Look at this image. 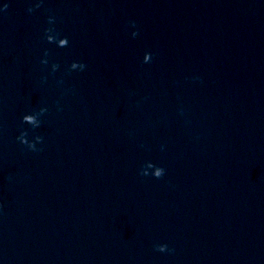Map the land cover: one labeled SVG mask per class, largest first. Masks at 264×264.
Masks as SVG:
<instances>
[{"label": "water", "instance_id": "95a60500", "mask_svg": "<svg viewBox=\"0 0 264 264\" xmlns=\"http://www.w3.org/2000/svg\"><path fill=\"white\" fill-rule=\"evenodd\" d=\"M5 2L0 264H264V0ZM40 107L32 153L15 136Z\"/></svg>", "mask_w": 264, "mask_h": 264}, {"label": "clouds", "instance_id": "9594fccd", "mask_svg": "<svg viewBox=\"0 0 264 264\" xmlns=\"http://www.w3.org/2000/svg\"><path fill=\"white\" fill-rule=\"evenodd\" d=\"M43 0H37V2L27 8V11L31 13L34 8H40ZM9 7L8 3L5 2V0H0V13L4 12ZM56 19L53 15H48L46 17V23L48 27H45L43 29V36L42 39L47 44H54L57 48H65L69 45V39L67 36L61 35L59 31H57L53 25L55 24ZM128 27L132 29L130 32V36L132 38H135L138 35V31L136 29V22L135 21H129ZM49 53L48 50L45 49L43 51V55L39 60V64L41 66H48L49 67V75L55 73L59 65L55 62H52L49 64V60L47 59ZM154 54L149 51H145L143 53L142 59L140 60L141 64H149L152 62ZM86 68V64L82 61H72L67 65V68L65 69L64 74L69 75L72 72H83ZM191 79L193 81H199L200 77L198 75L192 76ZM47 80V77L44 75H41L39 77V84L43 85ZM57 86H63L64 81L63 79H57L55 81ZM63 93L72 94L71 88H65L63 89ZM146 99V97H145ZM56 111H61V107L59 104V101H56ZM48 111L47 107H40L38 110H32L30 112H27L20 116L19 118V124L21 126V130L19 131V134L15 136V141L22 146L23 149H26L28 152L32 153H39L43 151V137L41 135H33L31 139L28 138L29 136V130H36L41 127L42 119L45 115V113ZM177 112L179 115L184 114V109L178 108ZM27 126V127H23ZM140 148H144V144L141 142L139 144ZM161 151L164 149V145H160ZM151 170L145 171V165H141L137 171V175L141 177H148L151 176L153 179L159 180L161 177L165 175V168L156 164L151 163ZM153 250L158 253H168L172 254L174 253V249L169 247L167 244L164 243H155L153 244Z\"/></svg>", "mask_w": 264, "mask_h": 264}]
</instances>
